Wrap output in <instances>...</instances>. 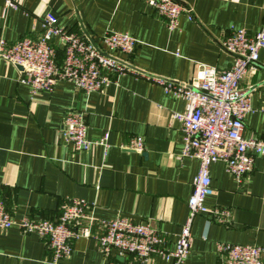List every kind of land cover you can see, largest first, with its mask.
Here are the masks:
<instances>
[{
  "label": "crops",
  "instance_id": "0c3cea01",
  "mask_svg": "<svg viewBox=\"0 0 264 264\" xmlns=\"http://www.w3.org/2000/svg\"><path fill=\"white\" fill-rule=\"evenodd\" d=\"M7 1L17 9H7L2 18ZM176 1L191 9L192 21L180 16L177 29L168 31L144 0H0V39L6 44L38 39L47 14L59 28L96 46L111 32L138 42L131 55H113L139 76L117 77L95 93L61 81L51 93L33 95L18 82L22 70L0 61V200L14 221H53L63 204L77 199L87 205L93 233L100 232V223L124 217L148 223L165 247L174 249L187 218L198 161L179 158L180 124L172 116L184 112L185 102L166 96L146 78L182 84L195 77L199 66L228 70L232 58L221 49V41L233 30L253 36L264 18V0ZM52 45L60 63L61 48L56 41ZM259 61H264V49ZM239 88L249 90L251 102L243 137L264 143V68L257 65L247 72ZM68 111L84 115L88 141L107 135L105 145L75 151L62 135ZM135 137L142 139L141 153L121 149ZM209 173L213 195L204 206L226 210L229 217L223 222L208 215L194 217L182 264H219L217 244L264 250V155L255 157L252 172L241 182L219 162ZM112 257L119 264H141L133 256ZM262 260L264 264V255ZM0 264L53 263L44 240L11 227L0 230ZM57 264L107 260L94 241L79 239L72 243L70 258ZM147 264L171 262L152 258Z\"/></svg>",
  "mask_w": 264,
  "mask_h": 264
},
{
  "label": "built area",
  "instance_id": "2783aa9c",
  "mask_svg": "<svg viewBox=\"0 0 264 264\" xmlns=\"http://www.w3.org/2000/svg\"><path fill=\"white\" fill-rule=\"evenodd\" d=\"M144 2L163 19L168 31L177 29L180 16L184 15L192 21L191 9L176 0ZM9 8L17 9L7 1L1 11L2 18ZM262 11L264 14V3ZM41 23L42 33L36 40L26 37L6 44L0 39V61L22 69L18 82L27 86L33 95L51 93L61 81L71 83L83 93L101 92L117 77L139 76L128 63L113 55L129 56L133 53L138 42L128 34L107 33L101 38V45L96 46L86 38L56 26L51 14H47ZM54 41L58 42L62 51L60 63L56 60ZM221 49L232 58L231 67L226 71L199 66L195 77L182 84L146 78L150 83L159 85L166 96L185 102L184 112L172 116L180 124L182 148L179 158L198 161L192 194L187 201V218L173 250L165 247L164 240L148 223L137 224L124 217L100 223V232L93 233L87 205L77 199L63 204L53 221L23 218L17 222L10 217L0 200V230L16 227L24 235H35L44 240L51 251L53 264L68 260L72 243L79 239L94 241L107 264H119L112 259V254L133 256L141 264H147L152 258L182 264L190 250V227L194 217L208 215L219 222L229 217L226 210L204 206L205 199L213 195L210 166L221 163L236 182H241L252 172L255 157L264 155L262 141L243 137L244 118L251 111V102L249 90L239 88V82L247 72L257 65L264 68V61H259V53L264 49V18L259 31L253 36L243 30L231 31L221 41ZM62 135L77 152L86 151L94 145H105L107 139L104 135L97 142L88 141L84 115L75 111L66 113ZM121 149L141 153L142 139L132 138ZM216 251L221 260L219 264H263L264 250L259 247L217 244Z\"/></svg>",
  "mask_w": 264,
  "mask_h": 264
},
{
  "label": "water",
  "instance_id": "95a60500",
  "mask_svg": "<svg viewBox=\"0 0 264 264\" xmlns=\"http://www.w3.org/2000/svg\"><path fill=\"white\" fill-rule=\"evenodd\" d=\"M20 70H22L20 67H19ZM119 262L121 261V259H117Z\"/></svg>",
  "mask_w": 264,
  "mask_h": 264
}]
</instances>
